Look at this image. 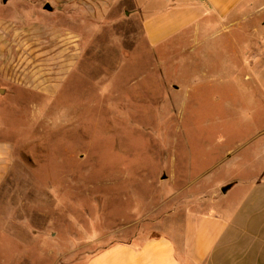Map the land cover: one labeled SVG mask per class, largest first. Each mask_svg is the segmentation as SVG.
Here are the masks:
<instances>
[{
    "label": "rangeland",
    "instance_id": "1",
    "mask_svg": "<svg viewBox=\"0 0 264 264\" xmlns=\"http://www.w3.org/2000/svg\"><path fill=\"white\" fill-rule=\"evenodd\" d=\"M95 6L93 19L52 0L0 2V22L46 38V65L23 67L22 45L8 52L14 74L58 77L56 97L0 89V137L15 148L0 188V264H85L116 243L168 235L238 167L248 176L264 165L253 81L200 77L182 41L156 55L130 0ZM262 22L243 26L255 43Z\"/></svg>",
    "mask_w": 264,
    "mask_h": 264
},
{
    "label": "crops",
    "instance_id": "2",
    "mask_svg": "<svg viewBox=\"0 0 264 264\" xmlns=\"http://www.w3.org/2000/svg\"><path fill=\"white\" fill-rule=\"evenodd\" d=\"M11 1L15 0H0L5 5ZM52 1L87 9L96 19L95 0ZM130 1L141 19L145 41L156 55L185 42L184 50L190 54L186 66L201 64L206 68L200 77H244L253 81L256 94L264 100V24L260 26V43L253 42L254 35L243 27L251 18L264 20V0ZM245 34L252 35V43L243 46L240 36ZM44 35L0 22V89L9 91L14 85L56 97V75H32L30 71L14 74L8 55L16 45H22L27 56L23 67L46 65L41 53L46 44ZM199 50L201 63L196 57ZM210 67L215 71L207 69ZM197 77L194 71L189 76L191 81ZM262 144L255 151L264 160V141ZM14 152L13 143L0 137V188L11 172ZM244 167L234 170V177L218 191L201 194L202 200L208 198V205L186 209L180 226L171 227L168 235L139 244L116 243L91 256L85 264H264V165L261 171H252L255 174L248 176L242 171ZM228 185L231 188L223 193Z\"/></svg>",
    "mask_w": 264,
    "mask_h": 264
},
{
    "label": "water",
    "instance_id": "3",
    "mask_svg": "<svg viewBox=\"0 0 264 264\" xmlns=\"http://www.w3.org/2000/svg\"><path fill=\"white\" fill-rule=\"evenodd\" d=\"M45 9L48 10V11H52V8H51V6H50L49 4H47V5L45 6ZM1 91L4 92L3 90H1ZM230 188H231L230 185L225 186V187L222 189L223 193H226Z\"/></svg>",
    "mask_w": 264,
    "mask_h": 264
}]
</instances>
